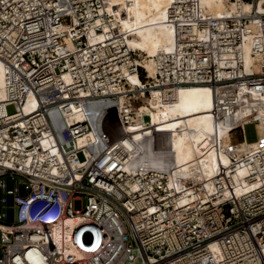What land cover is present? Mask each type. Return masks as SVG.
Listing matches in <instances>:
<instances>
[{"label": "built area", "instance_id": "2783aa9c", "mask_svg": "<svg viewBox=\"0 0 264 264\" xmlns=\"http://www.w3.org/2000/svg\"><path fill=\"white\" fill-rule=\"evenodd\" d=\"M174 4L175 49L155 57L150 77L102 0H0V264H264V146L241 153L240 143L223 148L216 139L229 163L202 181L129 167L125 131L152 90L168 91L164 103L177 87L206 85L212 115L230 134L245 143L244 127L253 125L258 135L264 13L220 18L203 16L198 0ZM90 33L106 37L89 42ZM248 34L263 51L259 73L245 67ZM134 74L139 86L129 81ZM101 100L113 104L120 133L98 143L88 139L89 120L72 121L65 107ZM86 116L94 122L98 113ZM238 169L250 187L240 195ZM6 177H18L25 191L8 189ZM9 212L12 222L3 224Z\"/></svg>", "mask_w": 264, "mask_h": 264}, {"label": "bare ground", "instance_id": "6f19581e", "mask_svg": "<svg viewBox=\"0 0 264 264\" xmlns=\"http://www.w3.org/2000/svg\"><path fill=\"white\" fill-rule=\"evenodd\" d=\"M177 0H102L103 7L108 15L112 16L111 22L116 27L119 35L128 33L130 38L127 43L130 48L137 52L140 63L148 72L150 77L155 75L156 68L153 67L155 57L172 52L176 45L175 24L170 21L173 13L177 12ZM202 15L211 17L231 18L240 12L250 13L254 9L264 13V0H258L255 5L248 3L233 2V0H198ZM176 8V9H174ZM170 22V23H169ZM223 24V22H222ZM220 28H222L220 26ZM253 28H257L254 26ZM107 27H104V31ZM106 36H97L93 33L88 35V41L102 40ZM253 36L244 35L247 43H244L245 67L252 71L260 72V61L263 51L252 49ZM262 37H258L261 39ZM179 46V44H178ZM177 47V46H176ZM257 47H260L258 45ZM174 48V49H173ZM254 54V56H251ZM251 56V57H250ZM231 56H229L230 58ZM225 59L228 56H224ZM233 65L235 59L220 61ZM3 69L0 66V101L3 99ZM228 72H221L226 77ZM64 79L67 74L63 73ZM133 85H140L141 82L136 74L129 76ZM168 91L152 90L150 95L144 98L147 105H143L138 113L135 122L131 123L125 132L131 135L128 143L130 159L129 167L137 170H168L170 176H188L194 180L202 181L213 177L217 168L222 165L227 167L228 159L224 154L217 155L216 139L223 147H229L232 143H240L241 153L264 146V101L256 100L257 117L261 124L256 125L257 139L253 143L233 142L232 134L229 133L230 125L222 120H216L212 111L214 110V94L206 85L180 86L171 90L172 100L162 102ZM264 100V99H263ZM248 103V101H246ZM97 111L98 116L93 122L88 111ZM65 111L71 113L72 121H83L88 119L92 125L88 139L102 143V138L111 139L120 133L119 123L116 117L115 108L109 101L101 100L91 106L79 104L67 105ZM249 112L246 109L245 112ZM143 114L150 116V121L145 124ZM245 128V127H244ZM230 138L232 143L230 142ZM84 139L79 140L82 144ZM246 170L238 169L235 176L236 195L250 187L243 185L242 180ZM210 188V183H207ZM78 219H70L67 224L73 226Z\"/></svg>", "mask_w": 264, "mask_h": 264}, {"label": "rangeland", "instance_id": "374dc122", "mask_svg": "<svg viewBox=\"0 0 264 264\" xmlns=\"http://www.w3.org/2000/svg\"><path fill=\"white\" fill-rule=\"evenodd\" d=\"M6 111L8 114H11L14 112V109L13 107L9 106L6 108ZM144 120L147 121V118H145ZM244 135H245L247 143H253L257 139L253 125L245 126ZM231 138L233 142H241V136L239 132L233 133ZM231 138H230V142L232 143ZM4 181L8 189H12L14 186H18L20 188V191H22V193L25 191V186L21 185V182H20L21 180L18 177H6L4 178ZM10 201L11 199L9 198V202ZM84 204H85V200L81 199L80 201L75 202L74 207L76 210H81ZM0 211H1V207H0ZM12 218H13L12 213L9 212L8 218L5 221H2V223L8 225L12 222Z\"/></svg>", "mask_w": 264, "mask_h": 264}]
</instances>
